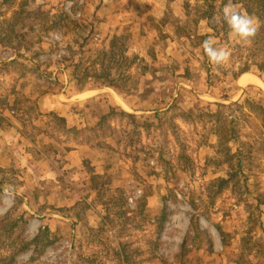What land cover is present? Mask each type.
<instances>
[{"label": "rangeland", "instance_id": "1", "mask_svg": "<svg viewBox=\"0 0 264 264\" xmlns=\"http://www.w3.org/2000/svg\"><path fill=\"white\" fill-rule=\"evenodd\" d=\"M227 3L0 0V264H264V0L249 46Z\"/></svg>", "mask_w": 264, "mask_h": 264}, {"label": "clouds", "instance_id": "2", "mask_svg": "<svg viewBox=\"0 0 264 264\" xmlns=\"http://www.w3.org/2000/svg\"><path fill=\"white\" fill-rule=\"evenodd\" d=\"M222 18L227 23L230 29L229 35L233 40L242 45H251L259 29V22L256 18L249 15L247 11L238 9L232 0H228V3L223 7ZM220 19L219 16L215 17L217 22ZM216 43L215 37H209L202 42L201 48L209 63L219 69L228 64L231 53L224 46L216 47Z\"/></svg>", "mask_w": 264, "mask_h": 264}, {"label": "trees", "instance_id": "3", "mask_svg": "<svg viewBox=\"0 0 264 264\" xmlns=\"http://www.w3.org/2000/svg\"><path fill=\"white\" fill-rule=\"evenodd\" d=\"M247 102H249L248 100H246ZM251 104H253L256 108H259V110L261 111V113L263 114V120H264V102L263 103H257V104H254V102H252L251 101ZM219 106H220V108H228L229 106H226V105H223V104H218ZM236 105V107H240V104H235ZM112 110H117V111H119L121 114H125V115H129V116H134V115H132V114H129V113H126L125 111H123L122 109H120V108H118V107H112L111 108ZM220 126L222 127V128H224L225 129V132L226 133H228V135H226L225 134V136L226 137H228V136H233V133H234V127H233V119H231V120H227L226 118H225V120H222L221 122H220ZM221 181H223V179H221ZM4 220V219H3ZM11 226L9 227V228H7V229H5V231H4V234H8V233H11ZM17 239L20 241L21 240V242H23L24 240H22L19 236H17ZM38 239H39V234L38 235H36L29 243H24V244H22L23 245V247H21L20 248V250L19 251H23V250H25L27 247H28V245L29 244H31V243H37L38 242Z\"/></svg>", "mask_w": 264, "mask_h": 264}, {"label": "bare ground", "instance_id": "4", "mask_svg": "<svg viewBox=\"0 0 264 264\" xmlns=\"http://www.w3.org/2000/svg\"><path fill=\"white\" fill-rule=\"evenodd\" d=\"M252 84H259V80L252 76V75H249V74H243L241 77H240V80H239V85L241 87H244V86H248V85H252ZM120 104L125 108L126 105L125 103H123L122 101H120Z\"/></svg>", "mask_w": 264, "mask_h": 264}]
</instances>
